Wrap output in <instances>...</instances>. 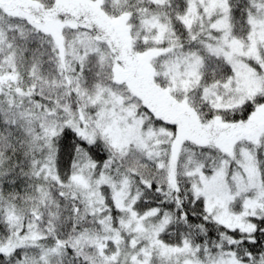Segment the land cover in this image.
Segmentation results:
<instances>
[{
	"label": "rangeland",
	"instance_id": "374dc122",
	"mask_svg": "<svg viewBox=\"0 0 264 264\" xmlns=\"http://www.w3.org/2000/svg\"><path fill=\"white\" fill-rule=\"evenodd\" d=\"M145 1L154 8L139 6L141 0H56L50 8L38 0H0L10 14L50 32L68 86L78 82L84 56L101 52V44L112 55V80L128 90L125 97L121 91L100 88L74 108L67 103L46 115H33L41 131L40 171L55 176L56 137L65 127L87 144L109 148L110 155L98 167L77 149L68 179L69 188L88 205L104 209L107 198L121 211L116 227L103 229L117 245L105 261L147 264L152 256L156 264H240L228 247L236 243L224 235L208 238L210 245L222 243L223 250L210 253L203 248L199 256L188 244L177 248L159 242L165 218L151 221L153 213L137 215L132 209L137 194H129L130 179L116 170L112 157L134 148L156 159V165L167 170L173 190L185 189L189 182L193 199L202 200L213 222L251 239L255 221L264 215V106H255L242 121L217 115L203 120L195 102L199 96L212 107L232 110L254 96H264V0H249V33L241 40L231 34L226 0H183L184 7L176 3L180 9L172 0ZM168 4L180 14L187 43L181 42L163 9ZM68 28L73 37L66 40L63 29ZM90 28L100 37L85 33ZM214 58L229 66L231 74L217 80L211 75L206 82L204 72ZM12 79L0 74V86ZM15 92L14 104L20 102L21 107L24 93ZM112 167L115 172L109 171ZM6 219L15 231L0 244V253L21 248L17 264H46L44 255L25 252L38 245L37 234L19 235L20 220L9 210ZM103 221L107 223L108 217Z\"/></svg>",
	"mask_w": 264,
	"mask_h": 264
},
{
	"label": "trees",
	"instance_id": "16d2710c",
	"mask_svg": "<svg viewBox=\"0 0 264 264\" xmlns=\"http://www.w3.org/2000/svg\"><path fill=\"white\" fill-rule=\"evenodd\" d=\"M38 1L50 8L56 0ZM226 1L232 36L240 40L247 38L249 0ZM176 3L185 6L183 0L171 2L172 6L180 9ZM141 5L149 3L141 0ZM149 6L154 8L151 4ZM163 9L170 16V23L180 35L181 42L187 43L186 29L178 19L180 14L177 16L176 10H172L169 4ZM38 28L26 18L12 15L0 6V74L13 76L10 82L0 86V244L8 242L15 231V227L6 219V211L9 210L17 221L20 220L19 235L37 234L35 241L38 245L26 253L35 257L44 255L46 264H102L103 259L117 249L116 243L110 240L112 237H105L103 229L112 231L121 211L112 206L107 198L104 209L88 205L82 196L74 194L69 188L68 179L77 149H81L96 167L104 163L111 152L106 145L87 144L68 127L62 128L56 137L54 163L57 170L51 178L40 171L43 168L37 149L41 131L32 116L40 113L46 115L57 105L67 103L74 108L84 101L83 97L92 95L100 88L121 91L125 97L128 90L112 80V55L101 44V52L84 56L77 72L78 82L68 86L64 71L59 66V53L52 35ZM90 30L85 33L100 37L99 33ZM63 37L66 40L73 37L69 28L63 29ZM208 64L209 69L204 72L206 82H209L211 75L214 76L213 80H217L231 74L230 67L217 58ZM16 89L24 93V97L20 98L21 107L20 102L14 104ZM263 104L264 96L258 95L239 107L226 110L212 107L198 96L195 109L203 120L217 115L223 119L242 121L255 106L261 107ZM112 160L117 164L116 170L130 179L129 194H137L136 202L132 204L137 215L153 213L150 215L151 221L165 218L164 229L157 237L159 242L177 248L188 244L197 248L195 253L199 256L205 251L203 248L209 249L210 253L223 250L222 243L220 246L218 242L210 245L208 238L217 239L224 235V238L236 243L228 247L240 264L255 263L261 258L264 260V215L255 221L256 229L249 240L241 232L228 230L213 222L206 215L202 200L193 199L189 182L185 183V189L191 194L188 198L184 197L185 189L178 187L173 190L167 170L156 165V159L151 160L137 149L129 148L125 152H117ZM109 171L113 172V167ZM106 217L107 223L103 221ZM104 238L109 240L105 241ZM122 241L126 242V238ZM20 254L21 248L9 254L0 253V264H17ZM153 260L155 258L151 256V262L147 264H156ZM104 264L120 263L105 261Z\"/></svg>",
	"mask_w": 264,
	"mask_h": 264
}]
</instances>
